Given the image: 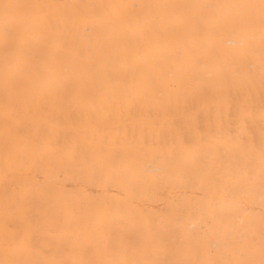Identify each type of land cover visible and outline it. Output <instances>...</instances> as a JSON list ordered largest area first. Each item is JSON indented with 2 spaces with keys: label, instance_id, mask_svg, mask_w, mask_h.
<instances>
[{
  "label": "bare ground",
  "instance_id": "1",
  "mask_svg": "<svg viewBox=\"0 0 264 264\" xmlns=\"http://www.w3.org/2000/svg\"><path fill=\"white\" fill-rule=\"evenodd\" d=\"M0 264H264L261 0H0Z\"/></svg>",
  "mask_w": 264,
  "mask_h": 264
},
{
  "label": "snow or ice",
  "instance_id": "2",
  "mask_svg": "<svg viewBox=\"0 0 264 264\" xmlns=\"http://www.w3.org/2000/svg\"><path fill=\"white\" fill-rule=\"evenodd\" d=\"M261 10H262V13H264V0H261Z\"/></svg>",
  "mask_w": 264,
  "mask_h": 264
}]
</instances>
